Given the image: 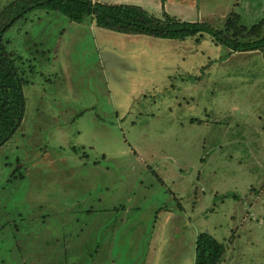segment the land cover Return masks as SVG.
Returning a JSON list of instances; mask_svg holds the SVG:
<instances>
[{"label": "rangeland", "instance_id": "1", "mask_svg": "<svg viewBox=\"0 0 264 264\" xmlns=\"http://www.w3.org/2000/svg\"><path fill=\"white\" fill-rule=\"evenodd\" d=\"M98 1L216 28L264 17V0ZM4 37L29 82L0 146V264H193L198 232L225 243L218 264H264L260 50L40 7Z\"/></svg>", "mask_w": 264, "mask_h": 264}, {"label": "trees", "instance_id": "2", "mask_svg": "<svg viewBox=\"0 0 264 264\" xmlns=\"http://www.w3.org/2000/svg\"><path fill=\"white\" fill-rule=\"evenodd\" d=\"M55 11L71 21L82 22L90 17L102 28L129 34H144L156 38L184 39L209 34L215 43L231 51H258L264 60V17L246 26L240 15L230 11L222 28L205 21L182 20L164 9L159 16L148 13L141 6L129 3H106L93 0H12L0 9V146L21 123L25 97L22 87L29 80L24 76L21 57L7 48L5 31L17 20L35 9ZM21 167H18L20 170ZM17 169H15L16 171ZM19 177L20 175L12 174ZM193 264H218L225 252V243L208 232H198L193 240Z\"/></svg>", "mask_w": 264, "mask_h": 264}, {"label": "crops", "instance_id": "3", "mask_svg": "<svg viewBox=\"0 0 264 264\" xmlns=\"http://www.w3.org/2000/svg\"><path fill=\"white\" fill-rule=\"evenodd\" d=\"M93 1H98V0H93ZM101 2H102V1H101ZM194 236H195V235H194ZM194 239H195V238H194ZM193 252H194V248H193ZM193 252H192V253H193ZM193 258H194V256H193Z\"/></svg>", "mask_w": 264, "mask_h": 264}]
</instances>
